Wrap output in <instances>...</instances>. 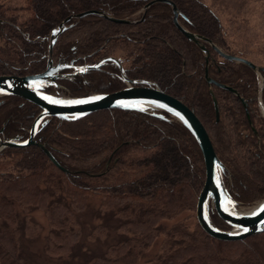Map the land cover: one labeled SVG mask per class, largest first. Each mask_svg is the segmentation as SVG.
<instances>
[{
  "label": "trees",
  "instance_id": "trees-1",
  "mask_svg": "<svg viewBox=\"0 0 264 264\" xmlns=\"http://www.w3.org/2000/svg\"><path fill=\"white\" fill-rule=\"evenodd\" d=\"M155 1L0 0V76L44 72L51 34L71 16L96 11L133 22L88 15L68 23L54 61L117 62L65 81L64 96L110 94L127 86L125 76L179 99L203 123L227 168L225 184L237 209L248 212L264 201V60L252 58L264 53V42L223 19L225 7L168 0L182 14L181 26L209 41L207 60L175 25L173 8ZM213 45L252 62L263 80ZM39 113L21 98L0 97V130L7 124L2 139L27 140ZM163 114L165 120L149 111L107 110L76 122L46 119L36 141L61 168L37 145L3 150L0 264H264V234L220 241L201 228L196 210L206 182L204 155L190 131ZM210 215L219 229L230 230Z\"/></svg>",
  "mask_w": 264,
  "mask_h": 264
},
{
  "label": "water",
  "instance_id": "water-1",
  "mask_svg": "<svg viewBox=\"0 0 264 264\" xmlns=\"http://www.w3.org/2000/svg\"><path fill=\"white\" fill-rule=\"evenodd\" d=\"M155 2L166 3L173 8L174 22L177 28L188 40L198 45L207 55V60H209L211 58L210 53L203 43L209 41L187 31L181 26L179 18L182 14L177 6L168 0H156ZM151 5L152 4H149L143 11L146 12ZM88 15H98L119 24L133 23L127 20L114 19L106 13H99L96 11L71 16L54 29L51 34L49 46L50 58L45 72L25 77L0 76V97L13 96L21 98L40 111L27 140H23L20 137L11 140H3L2 136L5 133L7 124L5 123L3 125V128L0 130V153L9 148H26L37 145L58 167H60L53 157L52 152L45 145L36 141L39 128L46 119L56 118L61 121L76 122L100 111L122 110L149 111V113L154 116L165 120L166 116L163 113H166L177 119L188 131H190L204 155L206 182L199 196L196 210V217L201 228L209 236L220 241H245L251 237L264 234V201L248 212H241L237 209L238 203L229 193L225 184L227 168L219 159L209 133L195 112L179 99L165 93L155 85L143 82L129 83L128 87L111 94L93 95L78 99L56 97L44 92L46 88L59 87L57 81L60 79H69L78 74L84 75L87 71L98 70L100 68L101 64L92 67H77L74 65V62L71 64L68 62H61L57 66H54L51 57L59 38L69 29L68 23L72 19H82ZM213 47L224 59L231 62L242 63L262 77L261 69L252 62L244 58L226 54L215 45H213ZM110 60L115 59L111 58ZM67 69L75 70L76 74L70 76L59 74L61 71ZM206 79L210 84H215L210 78L208 70ZM221 88L238 94L234 88L227 85H223ZM211 95L215 106L216 122H219L221 118L219 102L214 91H211ZM260 104L264 114V105L262 102ZM45 124L46 122L43 125ZM211 210L230 228L229 231H223L214 224L210 215ZM245 229H247V231H245Z\"/></svg>",
  "mask_w": 264,
  "mask_h": 264
},
{
  "label": "rangeland",
  "instance_id": "rangeland-1",
  "mask_svg": "<svg viewBox=\"0 0 264 264\" xmlns=\"http://www.w3.org/2000/svg\"><path fill=\"white\" fill-rule=\"evenodd\" d=\"M215 3L219 7H225L226 13L223 19L233 20L245 25L246 33L250 39H259L264 42V0H206ZM252 57V56H251ZM257 63L264 60V53L252 57ZM263 80V78L261 77ZM62 98V97H61ZM66 98V97H63ZM45 223L42 214H37ZM197 218V217H196Z\"/></svg>",
  "mask_w": 264,
  "mask_h": 264
},
{
  "label": "flooded vegetation",
  "instance_id": "flooded-vegetation-1",
  "mask_svg": "<svg viewBox=\"0 0 264 264\" xmlns=\"http://www.w3.org/2000/svg\"><path fill=\"white\" fill-rule=\"evenodd\" d=\"M204 43V42H203ZM205 44V43H204ZM219 54V53H218ZM223 58V57H222ZM111 58H108V59H106V60H103L102 62H100V63H98V64H101V66L103 65V63H105L106 61H114V62H117V59H115V60H110ZM48 62H49V60H48ZM61 62H68V63H73L74 62V65L75 66H77V67H92V66H95V65H98V64H94V65H84V64H79V62H78V58H73V59H71V60H67V59H62V60H53V63H54V66H57L59 63H61ZM101 66H100V68H101ZM47 67H48V64H47ZM99 68V69H100ZM98 69V70H99ZM46 70H47V68H46ZM45 70V71H46ZM44 71V72H45ZM92 71H97V70H90V71H87L84 75H82V74H78V75H75L74 77L72 76L71 78H69V79H60V80H58L57 81V84H58V86L59 87H49V88H46L45 90H44V92L46 93V94H49V95H52V96H56V97H65L64 96V91H65V89H66V85H64L63 83L65 82V81H73L76 77H78V76H85V75H87L89 72H92ZM43 73V72H42ZM123 73V72H122ZM41 74V73H40ZM60 75H74V74H76L75 73V70H63V71H61L60 73H59ZM124 78H125V76H124ZM125 82H126V84H127V86L126 87H128L129 86V83H131V84H133V83H135V82H130L129 80H127L126 78H125ZM125 87V88H126ZM122 89H124V88H122ZM122 89H120V90H122ZM119 91V90H118ZM114 93V92H113ZM111 94V93H110ZM95 95H100V94H95ZM38 117V116H37Z\"/></svg>",
  "mask_w": 264,
  "mask_h": 264
},
{
  "label": "snow or ice",
  "instance_id": "snow-or-ice-1",
  "mask_svg": "<svg viewBox=\"0 0 264 264\" xmlns=\"http://www.w3.org/2000/svg\"><path fill=\"white\" fill-rule=\"evenodd\" d=\"M98 99V98H97ZM245 231H247V229H245Z\"/></svg>",
  "mask_w": 264,
  "mask_h": 264
}]
</instances>
